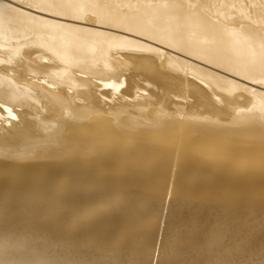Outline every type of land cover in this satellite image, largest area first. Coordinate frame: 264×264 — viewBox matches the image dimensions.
<instances>
[{
    "label": "rangeland",
    "instance_id": "1",
    "mask_svg": "<svg viewBox=\"0 0 264 264\" xmlns=\"http://www.w3.org/2000/svg\"><path fill=\"white\" fill-rule=\"evenodd\" d=\"M202 1L206 8L213 9L215 0ZM246 1L248 5L254 2V0ZM23 2L26 1L23 0ZM7 3L14 5L11 1ZM14 6L21 7L17 4ZM26 10L31 13L28 9ZM35 15L49 17L37 13ZM91 16L87 17V23L84 22V24L54 19L73 25L78 24V26L87 25L88 28L85 26L81 28H87L89 31L100 28L98 31L108 30L113 35L116 32L114 36L120 37V41L123 39L129 41L128 43L132 41L129 46L126 45L128 49L131 48L129 52L122 46L126 41L118 43L117 40L115 41L117 44L114 42V48L116 45L119 46L115 49L119 51L122 47L124 50L119 51L122 55L119 64L97 63L92 69L77 67L79 68L77 71H81L77 74L80 75H76L77 79H71L63 74L66 69L62 62L34 59L35 65L30 67V70L39 71L42 79L36 81L30 78L36 83L23 87L17 86L21 87L20 93L26 94L18 93L21 102L31 104L28 110L21 114L16 112L17 94L14 95L0 86V120L7 122L10 129L17 133H22L19 128L25 121L31 123V129L28 132L30 138L23 142L18 136L9 137L10 129L0 130V169L2 170L0 183L5 185L11 182L18 191L12 193L5 189L1 190L0 211L6 207H15L11 204L27 206L23 214L7 212L6 218L0 221V228L5 232L18 233L15 229L18 222H35L34 233H43L47 229L44 222L48 220L56 237L49 241L58 243L57 241L65 239L67 231H78L74 223L76 218L85 219L86 225L92 224L94 220L99 224L98 235L94 237L88 233L81 239L83 252L91 254L95 251L100 254L98 244L101 240H106L113 255L129 256L133 250V244L128 246L126 240L120 239L119 233L123 231L109 226L102 220L104 213H101V209L111 208L110 212L117 213L120 218H125L130 213H137L140 223L152 230L150 235L168 234L173 242L179 239L183 241L198 239L200 233H206L213 238L216 237L213 235L214 223L222 220L238 221L249 236L252 248L257 251L260 247L261 232L264 230V178L261 177L259 179V181L262 179L261 183L257 184L243 175L234 176V174L241 170L243 173L245 166L252 168L260 161L261 166L257 163L255 168L258 170L260 167L264 170V162H262L264 149L258 151L260 150L258 146L264 145V137L257 134H240L245 142L242 147L244 152L237 147L234 148L233 144L228 145L224 150L237 154L238 161L230 159L232 160L230 163L229 160L224 159L225 152L222 155L220 153L223 150L220 139L225 137L224 135L233 138V131L242 133L235 129L238 123H233V118L241 113V106L249 94L240 90V87L239 91L230 94L215 89L209 81L197 77L206 83L202 89H198L197 96H205L206 91L216 95L210 100H205L189 94L184 81L166 83L160 73L152 72L145 67L143 59H136L140 52L146 55H143L144 57L151 58L149 65L157 66L172 80L180 79L181 72L186 70V63H182L185 58L191 64L212 69L211 71L218 72L229 79L234 78L202 63H196L195 58L189 59L178 53L167 51L169 49L125 31L101 28L92 19L94 16ZM94 32L100 35L97 30ZM130 37L136 38L137 42ZM138 42H140L139 45ZM144 44L155 46V50L153 47L148 49L149 46ZM143 45L147 48H143ZM34 47L26 49L25 55H37L38 52ZM156 48H161L160 50H164L165 53ZM173 62L176 64L180 62L181 65ZM0 63L7 68L13 66L1 55ZM75 68L73 67V71H76L77 68ZM81 73H84L83 77ZM239 83H244L251 89L255 88L256 91L262 90L261 93H264V88L248 85L241 80ZM130 85H134L136 90H129ZM41 86L50 90L46 92ZM26 87L29 90H32L29 87L33 88L30 91L31 94ZM51 90L56 91H53L55 95L56 93L60 95L62 92L63 96L56 95V97L51 94L53 93ZM2 94L8 95V101L2 99ZM36 94L38 95L35 96ZM32 95L37 98L30 97ZM74 95L77 99H81L77 107L73 105L74 102L72 103ZM24 98H26L25 102H23ZM30 98L31 101L35 98L34 105L32 102H27ZM56 98L59 99L56 100ZM36 100L38 102L41 100V105L36 103ZM48 102L50 104H47ZM230 105H236L237 109H232ZM72 106L77 109L74 110ZM83 107L88 108L87 113L78 110ZM68 116L75 117L74 122L57 123L58 119H65ZM37 117L42 125L34 123ZM48 121L50 124L47 125L55 129L52 133L44 131L47 126L45 123ZM214 128L218 130V138L215 133H211ZM91 129L93 131L90 137L82 136ZM134 135L139 137L138 143L127 151H119L106 145V140L128 138ZM16 143L20 145L14 146L13 144ZM260 144L263 145L260 146ZM36 150L38 157L45 159L47 163L34 164L35 157L32 154H35ZM257 151L263 154L260 155ZM257 153L259 157L256 156ZM71 163L84 166L79 178L74 177L67 170ZM41 169H47V171L38 176ZM51 169L58 170L60 174L52 188L53 196L45 201L44 214H40L38 212L40 206L37 204L40 185L47 181L48 171ZM60 186L67 190L59 191ZM127 195H133L137 200L136 206L130 210L119 206L122 197ZM227 203L232 204L229 210L225 208ZM71 208L74 210H69ZM148 236L144 240H148ZM137 238L142 241L141 236L138 235ZM7 239L15 240V237L8 234ZM46 240V238H37L36 242L39 245L37 247L44 246ZM181 246V244L175 246L176 253L182 252ZM241 246L240 237L232 240L231 247L240 248ZM215 257L221 264L229 263L224 249L218 250ZM193 258V254L186 253L182 258L176 259L175 263ZM256 258L251 257L250 260ZM15 260L16 257L11 255H0L1 264H14Z\"/></svg>",
    "mask_w": 264,
    "mask_h": 264
},
{
    "label": "bare ground",
    "instance_id": "2",
    "mask_svg": "<svg viewBox=\"0 0 264 264\" xmlns=\"http://www.w3.org/2000/svg\"><path fill=\"white\" fill-rule=\"evenodd\" d=\"M8 1L13 2L14 5L17 4L28 9L31 13L27 10L26 12L25 9H20L21 7L19 8L11 3H7ZM8 1L5 2L0 0V55L13 66L7 68L3 67L0 63V86L8 89L14 95L17 94L16 97L18 101L15 106L18 114L26 112L31 104L27 105L21 102L20 95H22L23 92L20 93L21 91L19 88L21 87L17 86L22 85L23 87L28 84L36 83L31 81L30 78L36 81L42 79L39 71L30 70V67L35 65L34 59L38 61L62 62L66 69L63 74L71 79H77L76 75H80L77 73L81 72L77 71L79 68L84 67L86 69H92L97 63H103L104 65L115 63L117 65L121 62L122 58L119 51L121 50L123 52L126 50L124 47H126L129 52L131 48L128 49L129 47L126 46L132 43L129 37H127V39L131 41L130 43L121 37L126 41L125 44L123 40L120 41V37L114 36L117 34L116 32L113 35L106 30L107 32L105 31V33L102 31L104 29L98 31L100 28L97 27L98 29L96 30L100 33V35H98L94 32L96 31L95 29L93 31L87 30V25H81L82 27H87L84 29L78 26L77 23H75L77 25H73L54 19L58 18L69 20L73 23L78 22L84 24V22L87 23V19L92 15L94 16H91L92 19H94L97 26L99 24L101 28L125 31V33L154 42L161 47L169 49L167 51L178 53L189 59L195 58L194 60H196V63H202L215 69V71L217 70L222 74H228L238 80L237 82V80L232 78L229 79V77H224V75L222 76L218 72L211 71L212 69H205L206 67L204 68V66L201 68L196 66V64H191L186 61V58L185 60L183 59V61L181 60L183 64L186 63V70L181 72L180 79L172 80L166 72L157 66L148 64L151 59L149 56L144 57L143 55L145 54L142 55L143 52L140 51L141 54L136 56L137 60L143 59L145 61L146 68H149L152 72L160 73L164 77L166 83L176 82L177 80L184 81V86L189 94L198 98L210 100L216 96L213 92L206 90L205 96H197L196 93L198 89H202V86L206 85L204 81L198 78L207 80L215 89L217 88L218 90L230 94L239 91V87L240 90L249 94L245 98V103L241 106V113L236 114L237 117L233 118V123H238L235 129L242 133L233 131V138L232 136L224 135V139H220V141L222 140L220 143L223 144H220L221 147L223 146L221 148L223 150L220 153L222 155L225 152L224 159H226V161H230V159L238 161L237 154L231 153L230 150H224L228 145L233 144L234 148L237 147V149H241L244 152L242 147L245 142L240 134H257L260 137H264V93H261L262 90L259 91L257 89L256 91L255 88L251 89V87L247 85L246 87L244 83H239V80H241L247 82L248 85L252 84L261 89L264 88V0H254L250 5H248L246 0H215L213 9L209 7L206 8L202 0ZM259 2H261V4ZM32 12L52 18L37 16L32 14ZM130 38L132 39V37ZM135 39L133 38L132 40L135 41ZM117 40L119 41L118 43H124L123 45L121 44L124 50H122V47H120L119 51L115 49L119 47L118 45L114 48V42ZM139 43L140 42H138V45ZM115 44L117 43L115 42ZM133 45H136V43H133ZM144 45L147 47L149 46L148 49L153 47V50H155V46L153 45ZM144 45L143 48L146 49L147 47ZM32 46H35L34 48L37 50L38 54L26 56L25 50ZM156 49L161 52L164 51L160 50L161 48ZM163 53H165V51ZM173 54L174 53H172V55ZM173 63L176 64V62ZM178 63L179 64L176 65H181L180 62ZM73 67L79 68H75L76 71H73ZM83 74L81 73L82 77L84 76ZM51 75L57 76L56 74ZM82 77L80 76V78ZM29 88L33 90L31 87ZM128 88L131 91L136 90L134 85H130ZM47 89L48 88H43L45 91ZM32 90H29V92ZM55 92L51 94L55 95ZM18 93H20V95H18ZM61 93L60 95L62 97L63 93ZM23 94L26 95L25 93ZM29 94H31V92ZM37 95L38 94L35 96ZM56 95H59V93H56ZM27 96L29 97V95ZM35 96L32 95L30 97ZM75 96L76 95H74V97ZM1 97L3 100L8 101L7 94H2ZM35 98H32V101L30 98L27 102H32L34 105L35 103L33 101ZM38 98L40 99V97ZM52 98L54 99V97ZM25 99L26 98H24L23 102H25ZM58 99L56 98V100ZM76 100H78V102ZM79 100L81 99H77L76 97L72 98V103L74 102L73 105L77 107ZM61 101H59L60 104ZM36 103L40 104L41 100ZM47 104L50 103L48 102ZM42 105H44V103H42ZM76 107H74V110L77 109ZM230 107L232 109H237L236 105H230ZM78 110L87 113L88 108L83 107V109ZM74 120L75 117L68 116L65 119H58L57 123L70 124L74 122ZM34 123L42 125L38 117L35 119ZM47 124H50L49 121L45 123V125ZM112 126L115 127L114 125ZM10 128L7 122L0 120V130H7ZM19 129L22 133H17L10 129L8 136H18L22 142L27 139L29 140L30 136L28 132L31 129V123L25 121ZM54 130V128H51V125H47L44 128L45 133H49V131L52 133ZM92 131L93 129L87 131L82 136L90 137ZM212 132L215 133L217 137L218 130L214 128L211 133ZM215 135L213 137H215ZM222 136L223 135H221V137ZM138 140L139 137L134 135L128 138L106 140V145L110 148L114 147L119 151H127L135 146ZM13 145L19 146L20 143ZM254 145L253 147H255ZM261 145L263 144H260V146ZM258 148L260 152L261 149H264V145L261 147L258 146ZM254 150L256 149L254 148ZM262 152H264V150ZM262 152L259 154L262 155ZM257 154L256 156L259 157V154ZM32 156L35 157L34 164L47 163L45 159L38 157L37 150ZM262 156H264V154ZM231 162L232 160L230 163ZM262 162L264 161L262 160ZM259 163L258 165H260ZM256 164H254L255 166H252V168L251 166H245L243 173L241 170L235 173L234 176L243 175L251 181L260 184L262 179L260 181L259 179L261 177L264 178V170L260 167L257 170L255 168ZM67 170L71 175L79 178L83 173L84 166L79 163H71ZM0 171L2 170L0 169ZM46 171L47 169L39 170L38 176L43 172L46 173ZM59 174L58 170H49L47 181L40 185L39 197L37 200V204L40 206L38 208L40 214H44L43 205L45 201L53 196L52 188L55 186V181ZM4 189L12 193L18 192L15 189V185L11 182L5 185L0 183V192ZM66 190L67 189L61 186L59 187V191L61 192ZM136 202L135 196L127 195L122 197L119 206L120 208L130 210L136 206ZM11 205L15 207H6L0 211V221L6 218L7 212H9V214L12 212L23 214L26 212V205ZM225 208L228 210L231 209L232 204L227 203ZM69 210H74V208ZM110 211L111 208L101 209V213H104L102 220L109 226L123 231V233H119L120 239L126 240L128 246L133 244V250L129 256L124 254L118 256L113 255L106 240H101L98 244L100 254H97L95 251L91 254H85L82 250L81 239L88 233L96 237L98 235L97 227L99 224L92 220V224L86 225L84 224L85 219L80 217L74 220L75 227L78 231H67L65 239L57 241L58 243H56L55 240L54 243L53 241H49V239L51 240V238L54 239L56 237L48 224V220L44 222L47 229L43 233H34V227L36 226L35 222H18L15 226L18 233L5 232L0 228V255L8 254L16 257L14 264H176V259L182 258L186 253H191L194 255L192 260H180L178 264H221L215 257V254L218 250L224 249L229 258V263L227 262L226 264H264V230L261 232L260 247L256 251L252 248L251 241L243 225L238 221L222 220L218 223H214L213 235H216V237L213 238L206 233H200L198 239H188L185 241L179 239L173 242L168 234L150 235L152 234V230L145 228L140 223L137 213H130L125 218H120L117 213H111ZM8 234L13 235L15 240H8ZM138 235L141 236L142 241H139V238H137ZM147 236L148 240H144ZM236 237H240L242 240V246L240 248L231 247L232 240ZM37 238H46V244L37 247L39 246L36 242ZM177 244L182 245L180 248L182 252L180 253H176L175 246ZM251 257L257 258L250 260Z\"/></svg>",
    "mask_w": 264,
    "mask_h": 264
}]
</instances>
